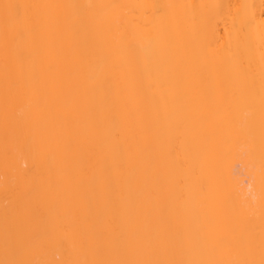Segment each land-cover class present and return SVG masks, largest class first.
I'll list each match as a JSON object with an SVG mask.
<instances>
[{
	"label": "bare ground",
	"instance_id": "6f19581e",
	"mask_svg": "<svg viewBox=\"0 0 264 264\" xmlns=\"http://www.w3.org/2000/svg\"><path fill=\"white\" fill-rule=\"evenodd\" d=\"M0 264H264V0H0Z\"/></svg>",
	"mask_w": 264,
	"mask_h": 264
}]
</instances>
